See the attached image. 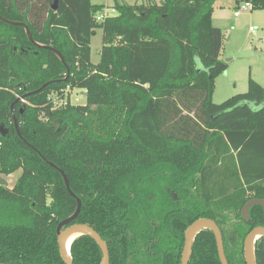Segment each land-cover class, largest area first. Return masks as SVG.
<instances>
[{
  "label": "trees",
  "instance_id": "16d2710c",
  "mask_svg": "<svg viewBox=\"0 0 264 264\" xmlns=\"http://www.w3.org/2000/svg\"><path fill=\"white\" fill-rule=\"evenodd\" d=\"M50 2L0 0V174L21 171L0 186V263L64 264L56 226L79 198L69 224L92 227L109 264H179L184 230L200 217L218 225L228 264H245V235L264 226L261 206L248 220L240 214L264 199V86L249 78L245 92L213 102L227 69L215 0H114L100 20L103 4ZM67 86L84 102L54 107L49 97ZM70 255L72 264L101 259L87 235ZM254 255L264 264V236ZM188 264H220L209 229L195 236Z\"/></svg>",
  "mask_w": 264,
  "mask_h": 264
},
{
  "label": "rangeland",
  "instance_id": "374dc122",
  "mask_svg": "<svg viewBox=\"0 0 264 264\" xmlns=\"http://www.w3.org/2000/svg\"><path fill=\"white\" fill-rule=\"evenodd\" d=\"M117 1L130 5L147 2V0ZM244 1L216 0L215 2L216 14L223 20L224 31L220 58L227 62V69L217 75L213 81L212 100L215 103L245 92L249 78L256 79L255 81L264 86V9L252 7L243 10L240 16L235 18L233 11L235 8L241 9ZM91 3L103 4L101 11L103 14H114L112 11L114 0H91ZM101 46L102 30L96 29L90 39L91 63L98 62ZM69 96L71 103L84 102V94L82 95V90L79 88L70 89ZM20 172L17 170L8 175L0 174V186L12 187Z\"/></svg>",
  "mask_w": 264,
  "mask_h": 264
},
{
  "label": "water",
  "instance_id": "95a60500",
  "mask_svg": "<svg viewBox=\"0 0 264 264\" xmlns=\"http://www.w3.org/2000/svg\"><path fill=\"white\" fill-rule=\"evenodd\" d=\"M57 6H58V0H51L50 8L52 10H56ZM1 19L5 22H9L8 20L4 18H1ZM19 24L25 28L23 23H19ZM26 33L28 37L31 39V36L27 30H26ZM48 48L52 50L53 52H55V54L62 60L61 56L56 50L50 47ZM63 63L65 64V62ZM46 85L47 83L43 84L39 89L35 90V92L40 91ZM12 107H13V104L11 105V109ZM11 112H12L14 127L16 129L17 134L20 136L15 114L13 113V111ZM51 165L54 166L53 164ZM59 171L64 179L65 186L68 192L73 196L74 194L69 189L68 181H67L65 174L61 170ZM76 202H77V206L73 214L68 216L66 219L60 221L56 226V238H57V244H58V251H59L62 261L64 262V264H72V258L70 255L71 243L68 246L66 245V237L72 233H77V236H80V235L89 236L98 245L101 251V259H100L99 264H109V254H108L107 243L105 242V240H103L101 236L92 227L88 226L87 224H83V223L69 224L73 220V218L78 214L80 207H81V201L79 198H76ZM254 205L261 206L263 213H264V199L252 198L248 200L241 208L240 214L244 220H248V210L250 207ZM202 229H209L213 233L215 243H216V249H217V255L219 258V262L220 264H228L226 256H225V252H224L221 231L214 220L210 218H205V217H200V218L195 219L184 230V242H183L179 264H188L190 255H191L193 240L195 236L198 234V232L201 231ZM261 236H264V226L262 225L254 226L245 235L243 239V247H242L243 258H244L245 264H256L255 255H254V245H255L256 240ZM0 264H5V263H0Z\"/></svg>",
  "mask_w": 264,
  "mask_h": 264
},
{
  "label": "built area",
  "instance_id": "2783aa9c",
  "mask_svg": "<svg viewBox=\"0 0 264 264\" xmlns=\"http://www.w3.org/2000/svg\"><path fill=\"white\" fill-rule=\"evenodd\" d=\"M252 8V4L250 1L245 0L243 5L241 6V9L235 8V10L233 11V16L235 18H237L238 16H240L241 12L243 10H249ZM113 11V10H112ZM105 15H108L107 13L105 14H99L96 19L100 20L101 18H103ZM250 29L253 30V27L250 26ZM69 91L70 88L67 86L65 89H62L58 92H55L54 94H52L49 97V101L50 103L54 106V107H59V106H65L68 103H71L70 101V96H69Z\"/></svg>",
  "mask_w": 264,
  "mask_h": 264
},
{
  "label": "crops",
  "instance_id": "0c3cea01",
  "mask_svg": "<svg viewBox=\"0 0 264 264\" xmlns=\"http://www.w3.org/2000/svg\"><path fill=\"white\" fill-rule=\"evenodd\" d=\"M215 2H216V0H215ZM215 2L213 4V11H212V16H211L212 25L215 26V27H219V28L222 29L223 28V25H222L223 24V20H222V18L218 14H216V9H215L216 4H215ZM223 35H224V31H223Z\"/></svg>",
  "mask_w": 264,
  "mask_h": 264
},
{
  "label": "bare ground",
  "instance_id": "6f19581e",
  "mask_svg": "<svg viewBox=\"0 0 264 264\" xmlns=\"http://www.w3.org/2000/svg\"><path fill=\"white\" fill-rule=\"evenodd\" d=\"M77 236V233H72L66 237V245L68 246Z\"/></svg>",
  "mask_w": 264,
  "mask_h": 264
},
{
  "label": "flooded vegetation",
  "instance_id": "af4514ba",
  "mask_svg": "<svg viewBox=\"0 0 264 264\" xmlns=\"http://www.w3.org/2000/svg\"><path fill=\"white\" fill-rule=\"evenodd\" d=\"M251 229H252V228H251ZM251 229H250V230H251ZM250 230H249V231H250ZM242 247H243V246H242ZM181 251H182V250H181ZM242 253H243V250H242Z\"/></svg>",
  "mask_w": 264,
  "mask_h": 264
}]
</instances>
